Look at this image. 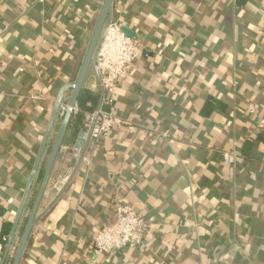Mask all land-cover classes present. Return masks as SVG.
<instances>
[{
  "label": "crops",
  "instance_id": "obj_1",
  "mask_svg": "<svg viewBox=\"0 0 264 264\" xmlns=\"http://www.w3.org/2000/svg\"><path fill=\"white\" fill-rule=\"evenodd\" d=\"M103 2L0 0V244ZM112 18L142 45L114 111L169 138L85 137L90 165L60 151L50 184L67 166L72 180L60 192L49 185L21 264H264V0H115ZM35 88L44 100L30 99ZM83 90L100 96L93 67ZM81 132L67 131L63 146ZM119 203L151 229L141 247L97 256L93 239Z\"/></svg>",
  "mask_w": 264,
  "mask_h": 264
},
{
  "label": "built area",
  "instance_id": "obj_2",
  "mask_svg": "<svg viewBox=\"0 0 264 264\" xmlns=\"http://www.w3.org/2000/svg\"><path fill=\"white\" fill-rule=\"evenodd\" d=\"M44 4L46 0H36ZM142 54V45L137 39L131 38L115 19H111L106 33L97 51V65L99 73L100 96L95 110L85 114L82 124L84 137L98 142L107 139L110 134L117 130H126L130 134L147 133L152 143L157 137L169 138V133L156 134L138 127L134 123L123 119L114 111L116 92L120 83L128 79L134 69L138 57ZM30 99L34 102L45 99L43 91L35 88ZM69 109L68 103H61L58 119L62 121ZM260 105L249 103L247 113L257 115ZM79 113L78 105L73 110V116ZM84 145V142H83ZM83 145L77 144L62 146L61 152L68 153L69 162L84 161L90 165L92 157L83 152ZM93 156V154H92ZM236 158L235 154L225 155V163L230 164ZM74 168L67 166L63 173L50 184L54 192H60L63 186L71 182ZM151 221L138 213L132 205L116 204L113 222L99 230L93 239L94 253L97 256L109 254L114 251L125 249H136L144 243L145 237L151 229ZM6 246L0 244V256L4 253ZM15 248V246H13Z\"/></svg>",
  "mask_w": 264,
  "mask_h": 264
},
{
  "label": "water",
  "instance_id": "obj_3",
  "mask_svg": "<svg viewBox=\"0 0 264 264\" xmlns=\"http://www.w3.org/2000/svg\"><path fill=\"white\" fill-rule=\"evenodd\" d=\"M114 1L115 0H104L102 4V8L100 10V13L96 21V25L93 30V34H92L88 49L86 51L84 61L80 68L77 80L74 84L64 87L58 96L55 109L51 115L47 130L43 137L38 154L36 156L35 163H34L32 172L30 174L26 189L24 191V195H23L21 204L19 206V210L16 215V219L14 221L12 231L10 233L9 240L7 242L5 252H4V255H3V258L0 264H9L10 251L12 250L14 242L17 239L19 230L22 225V221L25 217L28 203L34 193V189L36 188V185L38 183L41 171L43 167H45L41 181L38 186V190L35 195L33 206L27 218V223L20 236L14 258L11 262V264H21L22 263L32 231L38 220V213L40 210L42 200L50 185L54 166L58 159L61 148L64 145L66 134H67L70 122L73 117V110L78 105V99L83 90L84 83L86 81L90 68L93 67L98 72L97 51L106 33L107 26L112 19ZM125 32L128 36H130L131 38H134L133 35H131L128 31L125 30ZM67 90H72V96L68 103L69 109L67 110L66 115L60 122L53 146L48 155V149H49V146L53 138L54 131L57 126V122H58V112H59L60 105L62 103L63 94ZM83 137H84V132H81L78 138L77 146L83 145V141H82ZM45 160H46V164L44 166Z\"/></svg>",
  "mask_w": 264,
  "mask_h": 264
},
{
  "label": "trees",
  "instance_id": "obj_4",
  "mask_svg": "<svg viewBox=\"0 0 264 264\" xmlns=\"http://www.w3.org/2000/svg\"><path fill=\"white\" fill-rule=\"evenodd\" d=\"M98 103H99L98 94L93 93V92H91L89 90H82V92H81V94L79 96V99H78L79 113L72 117V120H71L69 128H68V131H70L73 136L79 134L80 130L82 129V124L84 122L85 114L95 110V108L97 107ZM57 131H58V127L55 128L54 135H53V138L51 140V143H50V146H49V149H48V155H49V153L51 151V148L53 146ZM44 168L45 167H43V169L41 171L38 183H40V181H41ZM38 183H37V185H38ZM35 195H36V193H35V189H34V193H33L32 197H31V199H30V201L28 203V206H27V209H26V213H25V217H24V219L22 221L21 229H20V232H19V238H20V236H21V234L23 232V229H24V227H25V225L27 223V218H28L29 212H30V210H31V208L33 206ZM11 231H12V225L11 224H5L3 226L2 231H1V242L4 244V246L7 245V242L9 240V236H10ZM12 260L13 259L11 258L9 263H11Z\"/></svg>",
  "mask_w": 264,
  "mask_h": 264
},
{
  "label": "rangeland",
  "instance_id": "obj_5",
  "mask_svg": "<svg viewBox=\"0 0 264 264\" xmlns=\"http://www.w3.org/2000/svg\"><path fill=\"white\" fill-rule=\"evenodd\" d=\"M60 121H61V120H60ZM38 186H39V183H38ZM37 190H38V187L35 188V193L37 192Z\"/></svg>",
  "mask_w": 264,
  "mask_h": 264
}]
</instances>
